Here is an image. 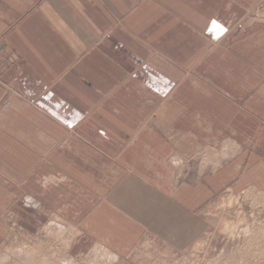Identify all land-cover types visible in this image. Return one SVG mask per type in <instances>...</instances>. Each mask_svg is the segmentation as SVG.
<instances>
[{"label": "crops", "instance_id": "crops-1", "mask_svg": "<svg viewBox=\"0 0 264 264\" xmlns=\"http://www.w3.org/2000/svg\"><path fill=\"white\" fill-rule=\"evenodd\" d=\"M260 1L0 0V247L58 220L76 257L174 256L219 190L263 193Z\"/></svg>", "mask_w": 264, "mask_h": 264}, {"label": "rangeland", "instance_id": "rangeland-1", "mask_svg": "<svg viewBox=\"0 0 264 264\" xmlns=\"http://www.w3.org/2000/svg\"><path fill=\"white\" fill-rule=\"evenodd\" d=\"M248 17H256V20L264 24V0L258 3ZM5 102L6 99L1 98V109L8 107L4 108ZM175 157L169 158L171 165L175 163ZM191 159L195 157H189L188 160L177 158V165L172 166L179 170L177 175L183 176ZM248 191L253 194L246 196ZM211 198L201 209V217H196V235L191 237L188 245L178 250L179 253L174 256L165 255L140 239L124 260L128 261L127 264H264V192L250 187L244 190L226 187ZM7 219L11 228L17 226L14 218ZM61 223L63 224L62 221ZM73 226H66L67 231L70 232ZM56 227L58 226L44 227L33 234H24L21 229H10L9 240L0 247V253L5 251L8 263L11 261V264H63L66 259H72L78 264H109L105 256L94 258L90 248L81 255L74 256L75 247L70 244L74 241L73 237L70 235L67 240L66 236H59L67 231L63 228V233H58ZM52 228H56L55 233ZM27 245L31 247H26ZM13 249L20 252L31 249L30 253H37V256H13ZM14 260L17 263H12Z\"/></svg>", "mask_w": 264, "mask_h": 264}, {"label": "bare ground", "instance_id": "bare-ground-1", "mask_svg": "<svg viewBox=\"0 0 264 264\" xmlns=\"http://www.w3.org/2000/svg\"><path fill=\"white\" fill-rule=\"evenodd\" d=\"M176 155L175 156H177V158L179 157V155H177V153H175ZM175 156H173V157H175ZM173 157H171V159L173 158ZM176 158V157H175ZM177 158L176 159H174V161H175V163L173 164L174 166L175 165H177ZM184 158V157H183ZM182 159V158H181ZM180 161V160H179ZM172 165V166H173ZM252 191V190H251ZM251 191H248L247 192V194H246V196H248V195H252L253 193L251 192ZM54 222V221H53ZM56 223H57V225H58V227H56L57 228V230H58V233L59 232H62L63 233V228L67 231L68 230V228L66 227V226H64L60 221H58V220H56L55 221ZM226 227V226H225ZM44 228V227H43ZM55 228V229H56ZM232 229V228H231ZM264 230V229H263ZM50 231V230H49ZM53 233H55V232H53ZM64 233H66L67 235H68V231L67 232H64ZM62 235L65 237V235L64 234H61V235H59V236H61L62 237ZM70 235V234H69ZM252 237V236H251ZM256 237V236H255ZM67 238V237H66ZM254 238V237H253ZM67 240H69V238H67ZM248 241H249V239H247ZM255 240H256V238H255ZM264 240V239H263ZM250 242V241H249ZM103 244V243H102ZM101 244V245H102ZM249 244V243H248ZM252 244H253V242H252ZM65 245V244H64ZM98 246V247H93V257L95 258V257H98V256H105V257H107V258H111V255L109 254V252H113V251H110V249L108 250V248H105V247H103V245L102 246ZM68 245H66V247H67ZM26 247H31V246H29V245H27ZM255 248V247H254ZM19 250H21V248H18ZM14 250V249H13ZM31 252V249L27 252L26 251V249H23L21 252L20 251H15L14 250V252H13V256H21V254L22 255H35V256H37L36 254L37 253H34V252H32V253H30ZM114 253V252H113ZM115 254V253H114ZM8 255H7V253L4 251V252H2V253H0V264H11V261L8 263V258H6ZM13 258V257H12ZM13 259H15V258H13ZM12 259V260H13ZM64 263L63 264H78V262H74L72 259H66V260H64L63 261ZM12 263H17V260H14ZM80 264V263H79Z\"/></svg>", "mask_w": 264, "mask_h": 264}, {"label": "built area", "instance_id": "built-area-1", "mask_svg": "<svg viewBox=\"0 0 264 264\" xmlns=\"http://www.w3.org/2000/svg\"><path fill=\"white\" fill-rule=\"evenodd\" d=\"M7 105H8V102H5L4 108H6V107H7Z\"/></svg>", "mask_w": 264, "mask_h": 264}]
</instances>
